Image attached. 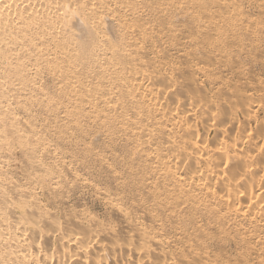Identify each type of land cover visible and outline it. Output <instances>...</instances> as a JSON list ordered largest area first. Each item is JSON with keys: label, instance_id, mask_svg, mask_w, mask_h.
I'll use <instances>...</instances> for the list:
<instances>
[{"label": "bare ground", "instance_id": "1", "mask_svg": "<svg viewBox=\"0 0 264 264\" xmlns=\"http://www.w3.org/2000/svg\"><path fill=\"white\" fill-rule=\"evenodd\" d=\"M263 34L264 0H0V264H264ZM35 110L124 141L104 214L56 204L81 177Z\"/></svg>", "mask_w": 264, "mask_h": 264}, {"label": "rangeland", "instance_id": "2", "mask_svg": "<svg viewBox=\"0 0 264 264\" xmlns=\"http://www.w3.org/2000/svg\"><path fill=\"white\" fill-rule=\"evenodd\" d=\"M243 7L254 17L258 15L259 10L255 5L246 3L245 5H243ZM255 11L257 14L255 13ZM260 38L262 40L264 39V37L262 36H260ZM259 59L260 60L253 59L255 61H252L250 58H248L244 61L250 71H253L251 73L252 76H250L252 80H264V57L262 56V59L261 57H259ZM224 75V77L228 79L230 86H233L238 80V77L233 75V72L230 70L224 71ZM46 80H44L43 85L52 88V82ZM252 92H254L253 94L259 93L255 90ZM262 93L264 95V91ZM262 93L256 95H258V97H261ZM34 114H36L38 123L46 125V129L44 130L46 137L60 136L62 134L65 136V148L70 156V161H72V163L69 164L68 169L81 177V179L78 181L77 191H72L73 189H70L61 191L56 194V204L63 208L64 200H68L70 204L73 205H84L92 214H104L103 212L105 211V206L103 205V201L99 199L98 192L102 190L107 191V189L117 191L118 187L117 184H115L116 182L114 181L109 170H105L100 166L96 155H106L105 159L109 163H111L112 168H114L115 170H120V168L124 166L122 159L126 156L124 155V141L117 138L107 139L105 137V141L99 140L100 142L94 143L92 140L93 127L88 126L85 123L82 124V129H70L67 133H65L63 129L58 128L57 123H55L56 120L54 117H48L45 114L39 112V110H35ZM91 145L94 148L92 152L88 154L86 152V148ZM6 151L9 152L10 158L12 160L10 172L15 176L16 179H23L25 174L24 169L26 168V156L24 152L20 149V146L17 145L8 146L6 148ZM112 151H114V155H117V160L111 155ZM59 159V154L51 150L50 157L44 158V161L46 165L51 167L52 169L53 167H55L56 170L64 172L66 174V177L63 181L68 182L69 185H71L72 181L67 174H70L72 172L64 168L61 169L58 166ZM62 185H65V183H63ZM57 205L53 206L52 204V207H55Z\"/></svg>", "mask_w": 264, "mask_h": 264}]
</instances>
